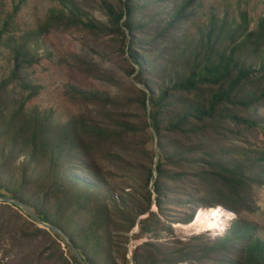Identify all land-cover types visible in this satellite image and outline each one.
Here are the masks:
<instances>
[{
	"label": "trees",
	"instance_id": "obj_1",
	"mask_svg": "<svg viewBox=\"0 0 264 264\" xmlns=\"http://www.w3.org/2000/svg\"><path fill=\"white\" fill-rule=\"evenodd\" d=\"M54 1L62 8L51 10L47 27L85 30L96 38L120 37V49L128 52L131 61L129 74L138 71L140 81L150 71L146 51L170 46L184 8L174 12L170 20H158L154 29L136 17L148 1L136 5L138 0H118L120 7H116L103 0L107 23L83 16L66 0ZM139 33L145 39L144 48L138 42ZM212 40L210 36L187 51L185 74L164 85L159 95L145 80L147 89L139 88L136 96L143 106L137 117L140 120L107 92L74 86L70 88L73 99L91 106L93 114L82 113L65 125H56L38 110L28 112L23 99H15L11 109L0 107V196L18 200L41 221L60 228L87 264H264V240L244 219L233 222L230 235L215 240H204L203 236L186 242L173 238L175 241L166 245L149 236L128 256L129 233L136 225L140 226L138 237L155 236L160 225L167 223L172 229L173 222L191 223L201 207L225 208L239 217L254 213L258 207L254 194L262 184L237 163L217 162L211 135L213 125L221 119L264 130L257 120L236 112L220 114L222 106L251 110L264 103V61L252 67L239 56L247 45L252 52L261 51L264 21L242 40L231 34L226 47H217ZM22 47L14 50L9 76L0 80V104L14 82L30 89L29 98L39 92V87L25 82L22 75L34 60ZM75 63L89 78H109L95 62L77 59ZM166 65L170 68V63ZM194 93L196 97L189 100ZM150 128L158 137L157 153L148 149L142 138H151ZM114 165L120 167L119 173L113 171ZM105 170L109 181L103 175ZM77 171L84 172L91 182L80 179ZM110 177L124 181L134 192L122 189L121 198H116L114 189L121 187L115 188ZM101 187L103 195L95 192ZM154 193L157 212L151 210ZM145 213L148 216L139 220ZM12 217L22 221L21 229H10ZM4 230L10 237L19 234L23 240L43 234L55 249L47 260L81 264L64 238L39 228L23 210L0 203V236ZM61 243L67 255L62 250L58 253Z\"/></svg>",
	"mask_w": 264,
	"mask_h": 264
},
{
	"label": "rangeland",
	"instance_id": "obj_2",
	"mask_svg": "<svg viewBox=\"0 0 264 264\" xmlns=\"http://www.w3.org/2000/svg\"><path fill=\"white\" fill-rule=\"evenodd\" d=\"M66 1L74 4L83 13V16L102 23L108 22V17L102 10L103 0ZM106 1L120 7L118 0ZM146 1H148L146 7L143 6L136 13V17L139 21L150 23L152 28L158 20H170L174 12L184 8L181 11L178 30L172 36L170 46L165 49L158 46V49L152 53L146 51L151 61L148 65L150 71L145 74L143 81H140L137 77L138 71L129 74L131 61L128 52H123L120 49V37L106 35L96 38L94 34L85 30L47 27L46 22L51 10H61L62 8L54 0H0V31H2L0 37V80L7 78L14 67V50L23 46L22 48L34 60L31 65L24 68L22 75L25 77V82L39 87V92L29 98L30 89H24L18 82L10 84L6 89V98L2 100L4 102H1L0 107L10 106L11 109L15 99H23L26 101L25 108L28 112L38 110L49 116L56 125H65L69 120L82 113L93 114L91 106L86 107L85 104L73 99L70 88L74 86L86 91L107 92L112 99H117L120 104H125V107L133 113L134 119L140 120L137 117L143 113V106L136 101V96L139 88L147 89L144 87L145 80L151 82L156 94L159 95L164 85H168L185 74V58L188 50L199 47L203 40L210 36L212 41H216L217 47H226L231 34L236 33L239 40H242L249 32L257 29L261 21H264V0H138L136 5H142ZM186 3L189 4L186 6ZM84 19L86 20V17ZM245 27L247 29H244ZM129 38L130 35H128V40ZM138 39L142 46V43L145 42L143 34L139 33ZM239 56L248 65L258 67L264 61V45L259 52H252L251 46L247 45ZM77 59L95 62L102 67L109 78L87 77L76 66ZM167 63H170V68H167ZM152 66L155 68L153 71ZM151 71L153 73L149 74ZM196 94H192L188 99H194ZM129 102L130 104H127ZM220 111L222 112L220 114H223L224 111H233L264 125V103L251 110L226 105L222 106ZM148 134L151 135V138L147 139V135L142 138L147 141V148L157 153L159 151L158 137L152 128L148 129ZM211 137L213 138L211 149L217 162H226L231 165L237 163L244 171L248 172V175L255 178L256 182L262 184L256 188L254 194L258 205L256 211L252 214L243 213L239 217L225 208L201 207L191 223L173 222L172 229H168L167 223L163 226L160 225V231L155 236L138 237L140 226L136 225L129 233L128 256L131 257L135 247L149 238L161 240L166 245H171L172 241H175L173 238L185 242L194 236H203L204 240L223 238L230 235V228L233 222L238 219H244L251 223L255 228L256 236L264 240L263 128L260 126L246 127L244 124H235L230 120L221 119L213 125ZM102 165L104 168L107 167L105 162H102ZM119 168L114 165L113 171ZM117 172L120 171L117 170ZM75 173L80 179L91 182L90 177L84 172L77 171ZM104 173V177L109 181L107 171L105 170ZM110 178V182L114 183L115 188H117L116 185L121 187L114 189L116 198H121L122 189L125 193L134 192L124 181L120 179L115 181L114 178ZM140 185L145 190L142 182ZM103 188L95 189V192L103 195ZM152 206L151 210L157 212V207L154 205L152 208ZM201 211L219 219L217 231H210L202 223H199L198 215ZM147 216L148 213H145L138 219ZM162 219L164 220L163 217ZM22 226L21 220L11 218L10 229H21ZM57 248L58 253L62 250L67 255L63 243H61L60 249L58 246ZM54 252L55 249L52 248L49 238L44 237L43 234L23 240L19 234L10 237L4 230L0 236V264H57L54 260H47V255Z\"/></svg>",
	"mask_w": 264,
	"mask_h": 264
},
{
	"label": "water",
	"instance_id": "obj_3",
	"mask_svg": "<svg viewBox=\"0 0 264 264\" xmlns=\"http://www.w3.org/2000/svg\"><path fill=\"white\" fill-rule=\"evenodd\" d=\"M157 159V158H156ZM154 175H157V171L156 168L154 167ZM154 182V179L152 180V183ZM155 197L156 194L154 193V198H153V202H152V208H154L155 205ZM0 203H4V204H8L11 206H14L15 208L21 209L23 210L27 215H29L32 219V221L39 227L42 229L47 230L48 232L51 233H55L57 235H60L62 238H64L67 243L71 246L72 251L74 252V254L76 255V257L78 258L79 262L81 264H87L83 258L81 257V255L78 253L77 249L75 248V246L73 245L72 241L70 240V238L58 227H55L53 225H49L43 221H41L37 215L27 206H25L24 204H22L21 202H19L16 199H13L11 197H6V196H0ZM156 206V205H155ZM196 217V216H195ZM138 228V227H137ZM132 255V254H131ZM130 257V256H129Z\"/></svg>",
	"mask_w": 264,
	"mask_h": 264
},
{
	"label": "bare ground",
	"instance_id": "obj_4",
	"mask_svg": "<svg viewBox=\"0 0 264 264\" xmlns=\"http://www.w3.org/2000/svg\"><path fill=\"white\" fill-rule=\"evenodd\" d=\"M205 211H201L199 213L198 221L202 223L210 231H217L219 229V219H215L213 215H211Z\"/></svg>",
	"mask_w": 264,
	"mask_h": 264
}]
</instances>
